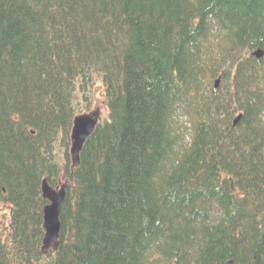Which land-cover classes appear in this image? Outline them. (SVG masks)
Returning <instances> with one entry per match:
<instances>
[{"label":"trees","instance_id":"16d2710c","mask_svg":"<svg viewBox=\"0 0 264 264\" xmlns=\"http://www.w3.org/2000/svg\"><path fill=\"white\" fill-rule=\"evenodd\" d=\"M258 48L264 0H0V264H264Z\"/></svg>","mask_w":264,"mask_h":264},{"label":"water","instance_id":"95a60500","mask_svg":"<svg viewBox=\"0 0 264 264\" xmlns=\"http://www.w3.org/2000/svg\"><path fill=\"white\" fill-rule=\"evenodd\" d=\"M257 56H262L263 51L259 48L253 52ZM219 80L216 81V85ZM95 114H80L74 119L72 133H71V154L73 160V166L79 164L80 152L89 138L94 132L97 121ZM238 118L236 119V121ZM42 191L45 199L48 203L43 209V225L45 228V236L43 239V251L49 249H56L58 247V238L61 229L60 214L65 202L66 189L65 186L51 185L46 179L42 181ZM225 264H236L234 259L228 260Z\"/></svg>","mask_w":264,"mask_h":264},{"label":"rangeland","instance_id":"374dc122","mask_svg":"<svg viewBox=\"0 0 264 264\" xmlns=\"http://www.w3.org/2000/svg\"><path fill=\"white\" fill-rule=\"evenodd\" d=\"M102 91L103 86L99 84V86H97L94 91V104L92 106V110L97 112L99 120H104L108 115V110L104 102V96Z\"/></svg>","mask_w":264,"mask_h":264},{"label":"bare ground","instance_id":"6f19581e","mask_svg":"<svg viewBox=\"0 0 264 264\" xmlns=\"http://www.w3.org/2000/svg\"><path fill=\"white\" fill-rule=\"evenodd\" d=\"M87 112H89V111H85V112H83V114H86ZM95 118H96V121H97V125L99 124V122H101V121H103V120H99V116H98V114L96 113L95 115ZM107 117V116H106ZM66 198V197H65ZM105 237V236H104Z\"/></svg>","mask_w":264,"mask_h":264}]
</instances>
